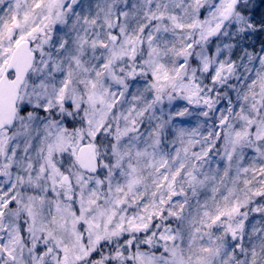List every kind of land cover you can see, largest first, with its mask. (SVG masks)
Here are the masks:
<instances>
[{"label":"snow or ice","instance_id":"obj_1","mask_svg":"<svg viewBox=\"0 0 264 264\" xmlns=\"http://www.w3.org/2000/svg\"><path fill=\"white\" fill-rule=\"evenodd\" d=\"M0 264H264V0H0Z\"/></svg>","mask_w":264,"mask_h":264}]
</instances>
